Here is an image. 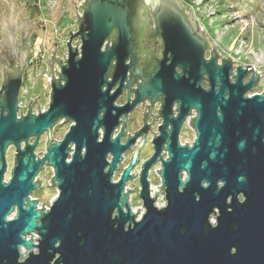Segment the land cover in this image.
Listing matches in <instances>:
<instances>
[{"label": "water", "instance_id": "95a60500", "mask_svg": "<svg viewBox=\"0 0 264 264\" xmlns=\"http://www.w3.org/2000/svg\"><path fill=\"white\" fill-rule=\"evenodd\" d=\"M15 3L8 4L9 17ZM147 7L163 57L145 75L135 33ZM79 8L83 13L76 14L66 60L53 59L49 66L51 91L44 112L33 113L30 102L18 117L26 54L10 48L13 56L3 60L0 264H264V88L249 97L260 73L252 66L235 67L227 57L219 61L214 47L206 58L208 42L191 10L187 14L178 0H83ZM1 35L9 38L0 49L12 47L13 36ZM74 38L79 50L72 47ZM54 64L61 70L54 71L57 81ZM135 83L132 102L115 106L124 89L130 96ZM159 96L162 125L155 152L139 173L144 209L139 217L141 209L133 213L130 191L125 192L138 151L113 181L135 138L121 144V133H113L120 116ZM192 111L196 116L189 126L195 137L190 145L180 144L181 126ZM63 120L70 122L68 130L60 141L52 140L53 128ZM44 134L46 153L36 159ZM166 140L167 158L155 171L161 187L152 196L147 172ZM10 146L14 166L5 182ZM45 164L53 169L50 185L57 191L47 211L37 210L38 200L30 199L42 185L35 178ZM158 194L164 200L160 207ZM31 234L36 242L26 238Z\"/></svg>", "mask_w": 264, "mask_h": 264}, {"label": "rangeland", "instance_id": "374dc122", "mask_svg": "<svg viewBox=\"0 0 264 264\" xmlns=\"http://www.w3.org/2000/svg\"><path fill=\"white\" fill-rule=\"evenodd\" d=\"M12 1L20 2V0ZM21 1L23 2L25 0ZM178 1L182 4L187 14H189L191 10L193 20L197 22L199 29L203 32L208 42L210 50L207 52L206 57H209L210 51L213 50L214 47V50L220 57L219 61L220 59L227 57L233 61V65L235 67L252 66L260 73L261 76L260 82L252 94L261 93L264 88V0ZM10 2L11 0H0L1 7L3 6V17L7 20L9 18L8 4H10ZM19 2L18 4H20ZM40 3L41 7L44 8L43 15L45 16V18L42 19V26H46L47 29L46 32H44L42 29L36 32L39 38L35 41V48H37L40 43L45 42L44 45H46V50L51 51L58 45V43H62L60 42L61 40L57 41L59 39V33L55 34V36L54 31L59 32L61 29L69 28L70 23L75 20V8H77L79 11L78 6L80 2L77 0H40ZM24 6L25 5L22 4V8ZM16 7V4H14L12 16H14L15 11L18 10ZM0 18L2 19V16ZM61 49L66 54L67 51L65 45H61V47L59 46V52L62 51ZM43 70L44 67L41 65L35 70L34 75H36V77L33 79V81L32 70H28L26 89H28L29 92L30 90L32 92L34 91L36 83H39V79L44 81L40 76V72ZM203 86L207 87L206 83H203ZM21 106L25 107L24 104ZM46 108L47 104L42 107L43 110H46ZM33 112L37 113V110L34 109ZM23 113H25V109L23 110ZM69 126L70 122H65L57 126L52 132V140L60 141L68 130ZM193 139L194 134H192L191 130L184 128V132L179 138L180 143H190L193 141ZM45 146L46 136L44 134L41 136L37 148L35 149V154L38 157H42L45 154ZM14 150V147L10 146L6 151V161L8 168L9 166H12ZM158 169L159 165L151 174L150 184L152 193L156 187H160V178L155 172ZM42 177L44 180L41 187L31 194V198L33 200H38L40 206L48 207L50 202L55 198L57 191L54 186L50 185L51 172L49 169H45L44 171L40 172V174L37 176V179L41 180ZM128 188L130 190L138 191L139 186L129 184ZM156 204L159 207L164 204L162 194L158 195ZM130 205L131 209L136 213L138 209H141L137 215H140V213L144 212L141 200L138 197H131ZM14 214L15 212L13 215ZM211 222H214L213 218L211 219ZM31 237L34 239V235L27 236L28 239H31Z\"/></svg>", "mask_w": 264, "mask_h": 264}, {"label": "flooded vegetation", "instance_id": "af4514ba", "mask_svg": "<svg viewBox=\"0 0 264 264\" xmlns=\"http://www.w3.org/2000/svg\"><path fill=\"white\" fill-rule=\"evenodd\" d=\"M19 2V1H18ZM18 3H15L18 8L23 4L27 7V10L24 8L22 9L21 16H10V20L2 19L0 18V43H2L3 40L8 39L9 37H3L1 34H8L10 33L11 36H13V39L11 43L12 47L4 46L3 49H0V87L1 83L3 81V67L4 62L9 61L10 57L13 56L12 53H9L10 48H14L19 54H26L25 58V67L22 73V84L19 91V98L23 99L21 96V93L26 90V80L28 77V70H32V81L36 77L34 75L35 70L38 69V67L43 66H50L54 60L58 61L60 57L64 55L63 48L62 51L59 52V46H63L64 40H68L67 35H70V33H75L77 31V24H76V14H74L75 20L70 23L69 28L61 29L59 32L54 31V35L58 34L59 40L62 43H58L56 47H54L51 51L46 50L45 42L40 43L37 48H35V41L39 38L36 34L38 30H43L46 32L47 27H43V21L42 19L45 18L43 15L44 8L41 7L40 0H25ZM83 6V3L81 7ZM3 7V6H2ZM16 7V8H17ZM19 10L15 11V14L18 13ZM21 11V10H20ZM29 14L33 15V18L31 20ZM83 13V10H82ZM1 14V13H0ZM1 17V15H0ZM143 20L137 24L136 26V33H135V42L137 44L136 49V57L139 64L143 66V73L145 75L151 74L152 68L155 67V60L161 59L163 57V45L161 37L157 34H155V26L153 23V19L151 16V8L147 7L146 10L142 13ZM25 19V20H24ZM22 22V25L20 23ZM4 24V25H3ZM20 25V26H19ZM5 29V30H4ZM68 30V31H67ZM37 37H36V36ZM56 36V35H55ZM69 38V37H68ZM114 39V33L110 37V41ZM78 42V38H74L72 40V44ZM10 43V44H11ZM1 46V44H0ZM209 50L206 51V54ZM54 59V60H53ZM19 63L18 60H15V65L17 66ZM179 71V70H177ZM141 80L138 79L137 82H140ZM117 86H115L112 91L115 90ZM137 88V83H135L132 86V92L129 96L127 89H124L122 93L117 97V99L114 102V105L117 107H121L125 105L128 100L132 102L134 99V93L133 91ZM111 91V92H112ZM28 98H30L28 104L30 102L33 103L32 111L34 109L41 110L42 107H44L45 104H48V100L46 102L47 96L41 97L38 93L30 92L28 91L27 94ZM32 97V98H31ZM28 104L25 107H22L21 111L18 113V117L20 114L25 115L28 110ZM41 108V109H40ZM25 109V113H23V110ZM160 110H161V97H157L155 102H151L150 100H144L143 102L137 104L130 112H128L127 116H120L119 118V124L116 126L114 130V137L121 133L120 136V143L125 144L128 138H135L133 143L131 144L130 148L122 155L121 162L117 165V170L114 173V175L119 176L122 171L128 167L131 157L133 153L138 151V156L136 158V164L131 169L129 175H132L134 178L126 183V186H129V184L132 185H138L139 186V173L145 162H147L152 155L155 152V139L160 135L159 128L162 125V118L160 117ZM174 116L177 115L175 106L173 107ZM34 113V112H33ZM38 113V112H37ZM35 113V114H37ZM67 121L63 120L59 124H57L54 128L62 123H65ZM68 123V122H67ZM169 129V126H168ZM52 131V132H53ZM184 132V123L181 126L180 132H179V138L181 137L182 133ZM46 136V134H45ZM41 138V137H40ZM63 138V137H62ZM33 141V139H31ZM30 141V142H32ZM40 141V139H39ZM47 142V137H46ZM180 142V140H179ZM142 145L140 146V144ZM167 140L163 143L161 152L159 156L156 158L155 163L148 169L147 172V179L149 183L151 182V174L155 170V168L159 165L161 166V161L163 159L167 158V152L164 150L166 146ZM182 144V143H180ZM189 145L191 144L188 143ZM23 147V145H22ZM46 148V146H45ZM46 151V149H45ZM46 153V152H45ZM36 155V154H35ZM43 157V156H42ZM14 158H15V150L14 155L12 159V166L6 169L5 173V179H9L10 172L14 166ZM41 157H38L36 155V159H39ZM45 167V168H44ZM43 170L49 169L47 167V164L43 166ZM41 171V172H42ZM50 171V169H49ZM40 174V173H39ZM38 174V175H39ZM37 175V176H38ZM38 180L37 177L35 178V181H43ZM52 181V180H51ZM43 183V182H42ZM51 184L54 186V184L51 182ZM129 193V203L131 197H138V191L130 190ZM132 192V193H131Z\"/></svg>", "mask_w": 264, "mask_h": 264}, {"label": "built area", "instance_id": "2783aa9c", "mask_svg": "<svg viewBox=\"0 0 264 264\" xmlns=\"http://www.w3.org/2000/svg\"><path fill=\"white\" fill-rule=\"evenodd\" d=\"M78 1V0H77ZM79 2H80V4H79V6H78V9H79V11L77 10V9H75V11H76V14L78 15V16H82V10L79 8V7H81V3H83V0H79ZM66 41L67 40H64V42H63V44L65 45L66 44ZM79 42V41H78ZM77 43V42H76ZM76 43H74V44H72V47L73 48H76V49H78L79 50V48H80V43H77V47H76ZM66 58H67V55L64 53V55L62 56V57H60V59L59 60H61V62H64V59L66 60ZM56 69V70H55ZM45 70V71H44ZM44 72L42 73V72H40V76L42 77V79L44 80V83H45V85H46V87H47V100H48V103H49V99H50V91H51V81H52V74H51V70H50V67H48V66H45L44 67ZM54 71H56L57 73H60V67L57 65V64H54V66L52 67V72H53V78H54V81H57L58 80V75L54 72ZM42 73V74H41ZM27 94H28V89H26V90H24L22 93H21V96L23 97V99H18V106H19V108H22V106L21 105H27L28 104V102H29V100H30V98H28V96H27ZM32 98V97H31ZM45 110H43V109H41V110H39V112H44ZM37 112H38V110H37ZM38 112V113H39ZM37 113V114H38ZM196 116V113L194 112V111H192V113H191V115L190 116H188L187 118H186V120L184 121V128H188V129H190L191 130V132H192V134H194V137H195V130H194V128L193 127H191V126H189V123H190V119L191 118H194ZM182 144H188V143H182ZM160 168H161V166L159 167V169L157 170V171H159L160 170ZM49 169H50V172H51V179H52V177H53V169L51 168V167H49ZM158 175V174H157ZM159 176V175H158ZM159 178H160V176H159ZM117 179H118V176H116V175H114V177H113V181H117ZM160 187H161V179H160ZM129 188H128V186H126L125 187V192L128 190ZM151 184H150V192H151ZM151 195L152 196H154L155 195V192H151ZM159 195V194H158ZM158 195H157V200H158ZM162 197H163V195H162ZM31 200H33L32 198H31ZM157 200H156V203H157ZM164 201V200H163ZM52 202V201H51ZM50 202V203H51ZM157 205V204H156ZM164 205V204H163ZM49 206H50V204H49ZM49 206L48 207H46V211L49 209ZM45 207V206H44ZM43 206H40L39 205V202H38V204H37V210H43V208H44ZM159 207V206H158ZM133 211V210H132ZM133 213H135L136 214V212H134L133 211ZM142 215V213H140V215H138L139 217ZM31 235H34V239L32 238V240H33V242H36V241H34L35 239H37L38 237L35 235V234H31ZM31 235H29V236H31ZM27 238V237H26ZM28 239V238H27ZM29 240V239H28Z\"/></svg>", "mask_w": 264, "mask_h": 264}, {"label": "trees", "instance_id": "16d2710c", "mask_svg": "<svg viewBox=\"0 0 264 264\" xmlns=\"http://www.w3.org/2000/svg\"><path fill=\"white\" fill-rule=\"evenodd\" d=\"M67 37H69V35H67ZM254 90H252L250 94H252ZM33 92H35L36 94L38 93L41 97L47 96V87L46 85H44V81L39 79V83L38 82L36 83L35 89Z\"/></svg>", "mask_w": 264, "mask_h": 264}, {"label": "clouds", "instance_id": "9594fccd", "mask_svg": "<svg viewBox=\"0 0 264 264\" xmlns=\"http://www.w3.org/2000/svg\"><path fill=\"white\" fill-rule=\"evenodd\" d=\"M68 39V38H67ZM66 43H67V41H66ZM65 47H66V44H65ZM66 51H67V48H66ZM66 54H67V52H66ZM253 94H250L249 93V97H251ZM47 106H48V104H47ZM47 109V108H46ZM30 143H32V142H30ZM46 149V148H45ZM4 180H5V182H7V179H5V176H4ZM30 199H31V196H30Z\"/></svg>", "mask_w": 264, "mask_h": 264}, {"label": "bare ground", "instance_id": "6f19581e", "mask_svg": "<svg viewBox=\"0 0 264 264\" xmlns=\"http://www.w3.org/2000/svg\"><path fill=\"white\" fill-rule=\"evenodd\" d=\"M207 58V57H206Z\"/></svg>", "mask_w": 264, "mask_h": 264}]
</instances>
